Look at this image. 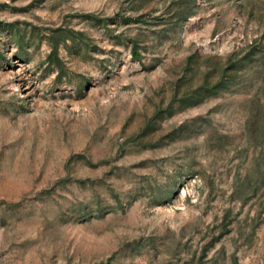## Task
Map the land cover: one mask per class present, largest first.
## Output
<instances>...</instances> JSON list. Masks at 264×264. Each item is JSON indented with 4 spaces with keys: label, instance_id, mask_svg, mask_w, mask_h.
Segmentation results:
<instances>
[{
    "label": "rangeland",
    "instance_id": "374dc122",
    "mask_svg": "<svg viewBox=\"0 0 264 264\" xmlns=\"http://www.w3.org/2000/svg\"><path fill=\"white\" fill-rule=\"evenodd\" d=\"M259 44L264 0H0V264H264L257 63L152 119Z\"/></svg>",
    "mask_w": 264,
    "mask_h": 264
},
{
    "label": "trees",
    "instance_id": "16d2710c",
    "mask_svg": "<svg viewBox=\"0 0 264 264\" xmlns=\"http://www.w3.org/2000/svg\"><path fill=\"white\" fill-rule=\"evenodd\" d=\"M187 14L183 16H178L177 19H186ZM8 27L12 30V26L7 24ZM62 32V31H61ZM82 33L81 32H75L71 30H65L62 33H59V37L57 38V41L54 42L52 49L50 53L48 54L49 57V62L55 64L56 69L58 71H62V64L61 61L58 57V47L57 44L62 37L64 38H69L71 41H74L76 37L82 38ZM132 41V49L134 53H137L136 50V40L131 39ZM17 45L19 47L17 51V55L19 57H24L25 56V51H24V46L22 42V35L21 33H18L17 36ZM1 56V53H0ZM194 58L193 55H190L188 57V61H192ZM257 63L258 72L262 74V81L264 82V44H259V45H252L245 53L239 56H234L230 59L228 64L226 65L225 68L222 69L220 76L218 79H216L214 82L209 83L207 81H203L201 84L193 88L191 91L187 92L186 94L182 95L181 97L178 98V105L177 107L172 106V102H174V99L177 97H174L173 100L170 102V104L166 108H159L157 109L153 115L152 119H162L168 115H171L176 109H183L187 106L197 104L199 102H202L206 97L218 94L221 91H226V90H238L240 88H243L247 86L249 83L245 79L240 80L241 73H244L247 67L252 66L253 64ZM231 71V72H230ZM259 73V74H260ZM262 127L264 129V120L261 121ZM155 126V125H151ZM185 126V125H183ZM163 194L161 195L162 198H166L167 196V191H161ZM160 200V199H159ZM97 212H101V208L97 207Z\"/></svg>",
    "mask_w": 264,
    "mask_h": 264
}]
</instances>
